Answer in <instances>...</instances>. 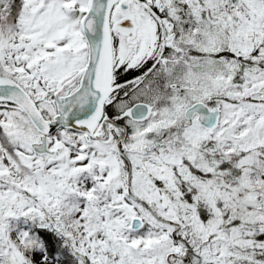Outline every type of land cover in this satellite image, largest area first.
I'll return each mask as SVG.
<instances>
[{
    "label": "snow or ice",
    "instance_id": "1",
    "mask_svg": "<svg viewBox=\"0 0 264 264\" xmlns=\"http://www.w3.org/2000/svg\"><path fill=\"white\" fill-rule=\"evenodd\" d=\"M0 264H264V0H0Z\"/></svg>",
    "mask_w": 264,
    "mask_h": 264
}]
</instances>
